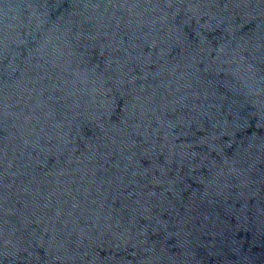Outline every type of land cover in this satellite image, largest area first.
Segmentation results:
<instances>
[{
	"label": "water",
	"instance_id": "obj_1",
	"mask_svg": "<svg viewBox=\"0 0 264 264\" xmlns=\"http://www.w3.org/2000/svg\"><path fill=\"white\" fill-rule=\"evenodd\" d=\"M0 264H264V0H0Z\"/></svg>",
	"mask_w": 264,
	"mask_h": 264
}]
</instances>
